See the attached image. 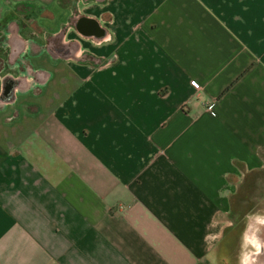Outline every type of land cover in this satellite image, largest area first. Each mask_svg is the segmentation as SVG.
Wrapping results in <instances>:
<instances>
[{
  "label": "crops",
  "instance_id": "crops-1",
  "mask_svg": "<svg viewBox=\"0 0 264 264\" xmlns=\"http://www.w3.org/2000/svg\"><path fill=\"white\" fill-rule=\"evenodd\" d=\"M23 21L0 264H209L263 170L264 0H0V35Z\"/></svg>",
  "mask_w": 264,
  "mask_h": 264
},
{
  "label": "rangeland",
  "instance_id": "rangeland-1",
  "mask_svg": "<svg viewBox=\"0 0 264 264\" xmlns=\"http://www.w3.org/2000/svg\"><path fill=\"white\" fill-rule=\"evenodd\" d=\"M26 10V9H25ZM23 12V11H22ZM26 12V11H24ZM33 15V14H31ZM24 18V16H20ZM27 22L16 23L12 30L2 31L0 35V45H4L5 34L12 31L14 34H27L25 29ZM29 36L33 35L32 28H29ZM29 64L27 58L16 59L14 70L18 72V65L20 68ZM30 72L29 70H26ZM31 72L27 75H30ZM2 82H8L19 80L23 75L16 73V78L11 79L7 74V70L1 67L0 78ZM5 86V85H4ZM0 90L1 99L8 96L10 89ZM262 172L257 174L255 179L254 194L252 200H239L231 202L228 213L223 214L222 218V236L214 243L213 249L210 251L209 264H239L240 256L251 250V244L249 243V237L255 232L258 239L264 241V223H260L258 217L264 216V163ZM258 264H264V254L258 258Z\"/></svg>",
  "mask_w": 264,
  "mask_h": 264
},
{
  "label": "clouds",
  "instance_id": "clouds-1",
  "mask_svg": "<svg viewBox=\"0 0 264 264\" xmlns=\"http://www.w3.org/2000/svg\"><path fill=\"white\" fill-rule=\"evenodd\" d=\"M260 223H264V216L258 217ZM251 250L240 256L239 264H258V258L264 254V241H261L256 236L255 232L249 237Z\"/></svg>",
  "mask_w": 264,
  "mask_h": 264
},
{
  "label": "built area",
  "instance_id": "built-area-1",
  "mask_svg": "<svg viewBox=\"0 0 264 264\" xmlns=\"http://www.w3.org/2000/svg\"><path fill=\"white\" fill-rule=\"evenodd\" d=\"M207 111H208L209 113H213V109H212V107L208 106V107H207Z\"/></svg>",
  "mask_w": 264,
  "mask_h": 264
}]
</instances>
